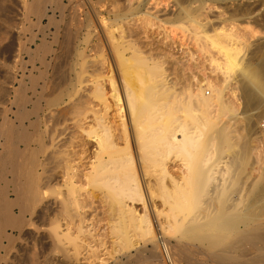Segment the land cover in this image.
I'll use <instances>...</instances> for the list:
<instances>
[{
    "label": "bare ground",
    "instance_id": "obj_1",
    "mask_svg": "<svg viewBox=\"0 0 264 264\" xmlns=\"http://www.w3.org/2000/svg\"><path fill=\"white\" fill-rule=\"evenodd\" d=\"M146 2L147 0H117V4L120 5V8H118L119 12H117L118 14H116L117 16L113 21L120 25L119 30L121 32V37L119 36L118 38H121V41L119 40L120 44L118 46H113L115 42H113L114 39L112 38V34L110 35L102 25V27L100 26L99 28H102L100 32L104 37V42L108 44L110 50L108 51L112 54V58L115 62H113V64L116 65L117 68L121 67V73L119 72V68L118 76L122 74V72L124 75L123 79H119L121 76L118 78L122 80L119 81L122 82L120 87L122 89L121 95L116 91L113 80V82L109 83L110 86L112 84L113 87L111 90L112 94L105 92L104 85L99 80L104 64L102 61L96 62L98 59L86 65L88 69L84 68L83 74L88 73L84 72L90 69V73H88L90 77L87 76L89 78L86 77L87 79H82L85 76L81 75L82 78L80 76L78 87L75 88L72 95H67L66 92L68 91V87H66V89L65 87H61L64 90L60 91L58 97H56V99L54 98V100H45L46 103L44 106H41L39 103L45 96V81L42 86H39L40 92L38 93L37 79L36 81L33 79L31 82V91L37 99L35 102L30 101L28 96L27 98L25 97V89L21 87L19 90L13 91L16 94L14 95L13 101L10 99L12 102H10L8 98L11 93L10 88H7V90L5 89L3 94L0 95V97H3V95L7 96V101L10 102V108L7 109V112H4V114L7 113V118L4 117V120L7 119V122L10 120L9 113L11 112L12 105L17 107V114L20 116L18 122L19 127L17 125L18 128H16V130L14 129L16 125L15 127L8 125L10 122L7 124V130H3V128L0 127V129H2L0 130V139L5 136L7 144L11 148L14 156L17 155L18 157L19 154L36 155V162L33 160L32 162H34V167L36 169V171L34 170L33 176L37 180L36 194L31 193V187L27 190L29 194H27L25 199L26 202L28 201L29 209L23 201L25 193H23L22 190L24 189L25 191L28 185L25 187L23 186L22 189L19 187L24 182L25 185L27 179L30 177H26V181L19 183L25 175H20L19 173L22 172H18L17 168L19 166L17 165L18 167H16L15 165L17 163V157L14 161L16 163L6 160L8 156L6 159L5 157L0 158V252L6 253V251H9L8 248L13 242L14 233L25 235L23 234L24 225L26 220H29L25 219V215L29 213L31 217L34 210L37 208V213L35 215L37 216V222L39 224V229L37 228L39 231L38 236L41 238L44 245H48V252L45 248L42 252L43 255H41L42 263L52 264L54 261L57 260L58 263V260H60V263L63 264H79L80 261L77 260L79 257L76 258L79 253L76 248H74L76 247V241L72 238L73 240L71 243H75L73 249L78 253L74 256L72 253L76 254L75 251L70 253L71 249L69 250V246H67L63 240L65 237L69 236L70 226L73 225L72 222L68 223L65 218L66 216L73 215L71 210L73 208L76 210L83 201L99 198V195L95 196L93 193L86 191V188L88 189V186L92 185L91 187L100 189V200H108L110 203H113V205L110 204L109 215L111 216L113 227L119 229L120 236L117 238L121 241H128L129 230H138L142 235L151 236L150 240H147L149 239L148 237H146L147 239L145 238V240L151 243L152 246L153 243L156 244L155 246L157 247L159 246L158 243H160L159 238H161L158 234L165 237V235H169L171 231L177 229L182 235L194 234L192 237H196L197 235L195 234H199V236L202 235L200 238H198V236L196 237L199 240L196 242L197 246L207 249L214 264H261L259 263V259L262 257L264 261V255L261 257V247L264 245L262 244L264 242V183L262 182L263 184L259 186H253L252 184L251 187L247 189L245 187L243 195L240 191L241 187L240 190H238L239 186L236 184L239 182L236 183L238 178L235 173V166L238 164L237 159L233 155L225 160L226 157L224 156L225 148L231 146H228L227 141L228 134L226 130L228 128H224L226 132L222 128L217 132L218 142L215 147L217 158L213 165L211 164L212 166H209V160H211V158L204 153V150L206 146H210V143L208 139H201L203 132L208 130V126L211 127L213 125L211 123L212 121L208 119V107L210 106L209 97L202 93L201 97H199L198 94L196 95V101L193 104L187 103L188 105L186 106L189 107L186 108L185 106L183 108V103H181L184 112V121H182L184 118L180 120L181 116L178 115L179 118L177 117L179 113L174 111V114H172L171 111L174 109L171 110L168 108L170 102L176 103L175 100H177L178 94L169 85L166 70L163 69L161 64L162 67L156 62H148L149 59L139 56L140 53L133 47L131 42L135 39L134 37L131 40L133 36L136 34V37H138V35L140 36L139 33L141 32L138 31L139 33H136V30H138L136 28L145 29L153 27L160 19L154 16L155 14L153 15L150 11L145 10ZM38 6V2H35L32 7L36 16H46V12L44 10H39L37 8ZM92 10L96 15V22L100 25L99 19L97 18V9L93 7ZM196 22H191L192 24L188 27L187 31L191 32V34L193 33L192 35L197 38L204 30L201 31L203 26L200 27ZM243 30H246L252 39L257 38L260 34V32L250 27L248 22ZM105 31L109 35V40ZM206 36L209 40L208 42H210V46H214L223 56L222 61L224 62H222V68L224 70L221 69L219 71L222 72L223 70L225 74H229L233 68L239 66L237 60L239 49L233 45L236 37L232 32L226 33L220 28L218 32H212L211 35ZM110 38L113 40H110ZM117 40L118 39H116V44L119 42H117ZM85 44L87 43L85 42ZM93 44L96 43L94 42ZM46 45L39 44L35 47V51L32 49L33 53L26 51L25 53L29 59L27 61L33 63L32 59H38L40 66H49V60L51 59L45 61L44 58L46 57L41 56L44 52L49 55L48 49H45L47 47ZM92 46L96 48L94 45ZM95 46L99 47V44ZM46 51L48 53H46ZM128 51L130 56L124 57V52L127 53ZM161 51L165 52L163 49ZM114 52H116V58L113 56ZM262 57L259 62L260 64L257 67L255 66L253 70L239 69V77H241L243 81L241 90H243L244 93L242 92V94H244L247 100V102H245L256 109L260 107V102L264 100V56ZM13 58L14 57H12V60ZM14 59H16V56ZM130 59L134 60L135 65L130 66L128 64V60ZM13 61L17 62L16 60ZM27 61L25 63H27ZM45 62H48V65ZM84 65L85 63L82 66ZM139 68H143L144 71H146L145 76H143L146 77V79L140 77ZM7 72V74L10 75L8 70ZM21 72H23V70ZM40 72L39 70V80L43 78V76L41 78L40 74L42 73ZM11 73L13 74L12 71ZM44 73L46 74L45 70ZM29 75L30 74H28V77ZM21 76L23 80L25 75L21 74ZM12 80L10 79L11 83ZM195 83V88L200 90L202 88L200 85L201 83L199 81H195ZM138 84H143V86L139 88L141 90H139L138 93H135L133 88ZM205 85L208 90L212 89L214 86L212 82L208 80L205 81ZM190 86L187 91H190L191 94L192 88H190ZM26 90L29 89L26 88ZM107 94H110V97H108ZM260 99L262 100L260 101ZM29 103L31 104V109L27 110L25 106ZM221 107H223V105ZM224 107V110H226V105H224ZM199 108H202V110ZM169 110L171 111L169 112ZM205 110L207 111L204 112ZM73 112L74 115L78 117L82 114L80 115L83 116L81 117L82 119L79 120L75 116L78 120H71L68 115L70 113V115H72ZM17 114L16 117L18 118L19 116H17ZM42 117H44L43 119H45V121ZM45 122H48V124L51 123L50 127L46 125ZM78 138L83 141L81 150H78L79 152L75 151L76 149L74 150L75 141ZM3 142L2 144H4ZM212 145L213 144H211V146ZM171 155H174L176 158H183V166L186 169V175L195 176V178H193L194 180L189 178L187 183L191 188L200 187L197 193L207 192V182L210 179L215 180L216 183L213 186V190L208 193L209 197L205 201L198 203L194 202L192 199H188L191 193L186 192V189L181 183V179L183 180L185 177H180V179L177 180L168 165V159ZM14 158L15 157H13V159ZM24 163H26V161L23 162V164ZM18 164L20 163L18 162ZM195 164L198 165L197 168H195ZM231 169L233 170L232 172ZM24 173L27 172L25 171ZM155 173L157 175H154ZM226 175H229V177H226ZM33 176L32 179L34 178ZM35 178L32 182L35 181ZM152 185L157 186L158 190L161 192V197L169 205L168 213L165 215V219L167 220L166 224H163V222H160L156 218L154 224H150L145 213L144 215L137 214L135 201H141L142 205L145 207L141 191L143 188L148 198L154 196L151 190ZM235 186L238 187L236 188ZM10 192L14 194V199L12 200L10 199ZM193 194L195 193L193 192ZM35 195L34 208L31 207V203ZM15 210H17V212ZM159 212L160 214L162 213V211L153 212L154 216L155 213L158 214ZM78 224V230L81 231L82 220H79ZM29 228H32V225ZM124 230H128V233H125ZM162 239L160 241H162ZM193 240L194 242L195 240L197 241V239H191V241ZM4 242H6L7 245L4 246ZM178 244H180V246L195 245L193 242L184 243L182 241H179ZM161 246L163 248L162 253H164V260L169 259V251L166 243L162 242ZM150 250L149 252H151ZM81 254L82 253H80V255ZM56 256L58 259H55ZM1 260L2 257L0 256V262Z\"/></svg>",
    "mask_w": 264,
    "mask_h": 264
},
{
    "label": "rangeland",
    "instance_id": "obj_2",
    "mask_svg": "<svg viewBox=\"0 0 264 264\" xmlns=\"http://www.w3.org/2000/svg\"><path fill=\"white\" fill-rule=\"evenodd\" d=\"M35 2H38L39 6L37 8L39 10L41 11L44 10L46 12V16H42V17L36 16L34 11L32 10L33 4H35ZM93 7L97 9L96 10L98 12L97 18L99 19L100 25H98V22H96L95 19L96 15L92 10ZM118 8H120V5L117 4V0H100V1L98 0H73V1L72 0H0V92H1L0 95L3 94V91L5 89L7 90V88H10L11 93L8 98L9 101L10 99L13 101L14 95L16 94L13 91L19 90L21 87L25 89V94H26L25 97L27 98L28 96V99L30 101L35 102V100L37 101V99L31 91V82L33 81V79L34 81H36L37 79L36 83H38L37 86L38 93L40 92L39 86H42V84H44L45 81V85H46V89H45L46 92L44 91L45 99L43 98L44 100L43 99L40 100L39 103L41 106H44L46 103L45 100H52V99L54 100V98L56 99L60 91L64 90L62 89L64 87L65 89L66 87H68L67 88L68 91L66 92L67 95L69 96L72 95V92L75 90V88L78 87V81L80 79V76L81 75L85 76L84 78H82L81 76L82 79H85L87 76L90 75L88 74L90 73V69L85 70L84 73L86 72L88 73L83 74V70L84 68H86V65L90 64V62L92 61H96L97 59L98 60L96 62L102 61L104 64L103 69L101 71L102 73H100L99 80L100 82L103 83L105 92L112 94L111 90L113 87L112 84L110 86L109 83L114 81L116 91L119 92V94L120 93L122 94L121 92L122 89L120 88L122 82H119L122 80L119 79L121 78L123 79L124 77L123 72L118 76V73L119 72L121 73V67L117 68L116 65L113 64L114 60L112 58V54L109 52L110 50L108 44L104 42V37L100 32L102 28L99 29L100 26L102 25L103 28L106 29V31L110 35L112 34L113 37L112 36L111 37L114 40L112 38H110V40L112 39L113 42H115L114 44L112 43L113 46L116 45L118 46L120 44L121 38L120 39L118 38L119 36L121 37V32L119 30L120 25L117 24V22L113 21L117 16L116 14H118L117 12H119ZM145 10L150 11V13H152L153 15L155 14L154 16H156L158 19L160 18L158 21L159 23L157 22L155 26L150 28H145V29L136 28L138 29L136 30V33L141 32L139 33L140 36L138 35L139 39L138 37H136L137 36L136 34L131 38L132 40L135 37L136 40L134 39L131 42L133 44V47L136 48L137 51L140 53L139 56L149 59L148 62L153 61L159 65L161 64L163 66V69L166 70L169 85L178 94L177 100H175L177 104L176 103L174 104L173 102L169 103L168 108H170L171 110L174 109L173 111L169 110V112L171 111L172 114H174V111L176 113H179L177 114V117L178 115L181 116L180 117L181 120L184 118V114H183L184 112L182 109L184 108V106L185 108L189 107L186 106L188 105L187 103L193 104L197 99L196 95L199 94V97H201V93H202L205 96L209 97L210 106L208 107V113H209L208 119L212 121L211 123L213 125L211 127L208 126L207 128L208 130L203 132V135L204 134L205 135L204 136L202 135L201 138L202 140L208 139L209 140L208 142L210 143V146H206L204 150V153H206V155L209 158H211V160H209L210 161L209 166H212L213 163L215 162V159L217 158V151L215 149L216 144L218 142L217 132L221 130V128L223 130L224 128L226 129L228 128L226 130L227 132L225 130L224 131L228 134L227 137L228 146L229 145L231 146L225 148L224 156L226 157L225 160H227L229 156H233V155L237 159L238 164H236L235 166L236 167L235 173H236V177L238 178L236 180L237 181L236 183L239 182L236 185H238L239 187L238 186L235 187L236 188L238 187L239 188L238 190H240L241 187L240 191L242 192L243 195L245 191V187L247 189L251 187L252 184L253 186L254 185L259 186L263 184L264 183V126H263L264 100L260 99V101L261 100L262 101L260 102L261 105L258 109L251 107L249 103H246L247 100L245 99L244 94H242L243 90H241L243 81L241 77H239L240 76L239 69L243 68V69L253 70L255 66L257 67L260 64L259 62L263 58L262 56H264V0H179V1L178 0H147L145 5ZM193 21L194 22L197 21L196 23L199 24L200 27L203 26L202 27L203 29L201 28L202 29L201 31L204 30L203 33L201 32L202 34L200 33L197 38L194 35H192L193 33L191 34V32L187 31L188 27L192 24L191 22ZM247 22L250 27L260 32L257 38L252 39L250 35L247 33V31L243 30L245 29ZM220 28L222 29V31H225L226 33L232 32L234 34L236 39L233 45L234 47H237L239 49V53L237 55L239 66L233 68L229 74H225V72L223 71L224 70L222 68L223 67L222 62H224L222 61L223 56L218 52L216 48H214V46L212 45L210 46V42H208L209 40L206 36V35H211L212 32L213 33L218 32ZM106 31L105 34L107 33ZM94 33L95 35L97 33L99 34L95 36ZM108 33H107V38L109 37ZM97 38L100 40V42ZM100 38L103 40V42ZM116 39H118L117 42L120 40L118 44H116ZM85 42L87 44H85ZM94 42L96 44H93ZM37 44L38 45L43 44L47 46V47L45 46L46 47L45 49H48L49 53L47 51L46 53H48L49 55L45 54V52L43 53V55H41L42 57L44 56L46 57L44 58L45 61L51 59L49 60L50 63L49 66L47 67L40 66L38 59L37 60L32 59L33 63L31 61L30 62L27 61L29 59L25 52L30 51L31 53H33V50L35 51L36 49L35 47L38 46ZM97 44H99V47L95 46ZM92 45H94V47H96L97 49L93 48ZM165 45L168 46L166 47ZM199 46L203 47L204 49L200 48ZM161 47L163 50H165V52L161 51L162 50ZM153 48H154V52H153ZM16 51L19 54H17ZM167 52L168 53L170 52L171 54L169 53L168 55ZM115 53L116 52H114L113 54L114 57H115ZM13 54L16 56V59H14L15 56ZM22 54H24L25 56ZM11 56L14 57L13 60H16L17 62H14ZM129 56H130L129 51L127 53L124 52V57H129ZM131 60L132 59L128 60L129 62L128 64L130 66L135 65L134 60L132 61ZM26 61L27 63H25ZM45 63L47 64L48 62ZM81 63L82 65L85 63V65L82 66ZM115 68H117L118 70ZM21 69L23 70V72H21L22 71ZM43 69L45 70L46 74L44 73ZM86 69H88V67ZM221 69H223L222 72L219 71ZM7 70L9 71L10 75L7 74L8 73ZM39 70L41 71L40 73H42L40 74L41 78L43 76L41 80H39L40 79L38 75ZM11 71L13 72V74L11 73ZM143 71H144L143 68L141 69L139 68L140 77L145 76L146 71L144 72ZM21 74L25 75L23 77V80ZM28 74H30L29 77ZM13 75L14 77L16 76L15 79ZM8 77L11 80L13 79L12 83ZM109 78L111 81L109 80ZM143 79H146V77H143ZM194 79L196 82L199 81L201 83L200 85L202 88L200 90L195 88L196 83ZM206 80L212 82V85H214L212 89L208 90L206 88L205 85ZM192 84H194L195 86ZM142 86L143 84H138L137 86H134L133 88L134 92L138 93L139 90H141L139 88H142ZM189 86L190 88H192L191 94L190 91H187ZM26 88H28L29 90H26ZM206 92H209V94L206 95ZM109 95L107 94L108 97H110ZM1 97H0L1 100L0 127L3 128V130H7L6 129L7 124L10 122L8 125H12L14 127L16 125V127L14 128L16 130V128L19 127L18 122L20 118L19 114H17L18 111L17 107L12 105L11 112L9 113L10 120L7 122V119L4 120V117L7 116V113L4 114V112H7V109L10 108V102L12 101L10 102L7 101V96L3 95L4 97V98L2 97L3 99ZM95 103L98 104L97 102ZM171 103L173 104L170 105ZM181 103H183V108ZM221 104L223 105V107H221L222 106ZM30 105H31L30 103L27 104L25 108L27 110H30L31 109ZM224 105H226V110H224L225 109ZM199 109L202 110V108ZM206 111L207 110H205L204 112ZM16 114L17 116H19L18 118L16 117ZM70 114L68 115V117H70L71 120L73 119L75 121H77L78 119L80 120L82 119L81 117H83L80 116L82 114H80L79 117L74 115V112L72 113V115ZM43 118L44 117H42V119ZM43 120L45 121V119ZM184 120L185 118L182 121ZM45 124L49 125V127L51 125V123L48 124V122H45ZM4 139L5 136L4 138L0 139V144L3 147L2 148L0 145L1 147L0 158L5 157L6 159V157L8 156L6 160H10L14 162L17 155L14 156V154L11 151V148L7 144V140ZM80 140L81 139L78 138L75 141L74 150L76 149L75 151L77 152H79L78 150H81L82 148L83 141ZM2 142L4 144H2ZM211 144L213 145L211 146ZM1 150L3 151L7 150V151H4L3 153V151ZM13 157L15 158L13 159ZM32 160L36 162L35 154L33 155L19 154L16 160L17 163L14 162L16 163L15 164L16 167L19 166L17 168L18 172H22L19 174L25 175V177L21 179L19 183L21 182L23 183V181H26L25 180L26 177L27 178L30 177L27 179V181L29 179H32L34 170L36 171L34 167V162H32ZM25 161L26 163L23 164V162ZM18 162L20 164H18ZM183 164H184L183 158L181 157L176 158L174 155H171L168 159V165L170 166L172 174L177 178V180L180 179V177L181 178L183 176L185 177V179L183 180L181 179V183L183 184V187L186 189V192L191 193V195L188 196V199L190 200L192 199L194 202L202 203L209 197L208 193L213 190V186L215 185L216 182L214 179H210L207 182V187H206L207 192L197 193L200 187L191 188L187 183L189 178H192V180H194L193 178H195V176L186 175V171H185L186 169L183 166ZM197 164H195V168L198 167ZM21 167H23L24 169ZM25 171L27 173H24ZM232 171L233 170L231 169V172ZM154 175L157 174L155 173ZM226 177H229V175H226ZM33 179L28 182L26 181L25 185L24 182L23 184H21L22 187L21 185L19 187L20 189H22L23 186L25 187L28 185L25 188L26 189L25 191L24 189H22L23 193H25L23 196L24 199L23 201L27 206L29 204L28 201L26 202L25 198L27 194H29L27 192L28 188L30 187L32 188L31 189L32 194H36L35 192L37 191L36 189L37 180L35 178L36 182L35 181L32 182ZM91 186H88V189L86 188V191L89 193H93L95 196L99 195L100 198V192H101L100 189L93 188ZM151 190L153 191L154 196L148 198L145 195L144 190L142 188L141 195L143 197V203L145 207L142 205L141 201H135L137 214L144 215L145 213L146 218L148 219L150 224H154L155 218L160 222H163V224H166L167 220L165 219V215L168 213L169 205L161 197L160 195L161 192L158 190L157 186L152 185ZM193 192L195 194H193ZM11 193L12 192H10L9 195L11 196L10 199L12 200L14 199V194ZM35 197L36 195L33 196L32 198L31 207L35 206L34 205ZM99 198L83 201L82 204H79V207L76 210H74V208L71 210V213L73 215L66 216L65 218L68 223L72 222L73 225L70 226L69 236L65 237L63 240L64 243L67 246H69V250L71 249L70 253L75 251V249H73L75 243L73 242L74 244H72L71 242L73 239L76 241V247L74 248H76L79 254L76 253L77 251H75L76 254L74 253L72 254L74 256H76L77 254L79 255L76 256V258L79 257L77 259L78 261H80L79 264L82 263L83 264H209V262L210 264L211 263L214 264L211 255L207 252V249L205 248L206 249L205 250L204 248L202 247L200 248L197 246L196 242L199 241L198 238L202 236L201 234H200L201 236H199V234H195L198 236V238H196L197 236L192 237L194 236V234L182 235L180 231H178L177 229L173 230L175 233L171 231V233H169V235L168 234L165 235V237L158 234L161 237L159 238L160 243H158L159 244V246H157L158 248L155 246L156 244L153 243V246L156 247L155 248L152 246L151 243L147 241L150 240L151 236L150 237L145 236L144 234L143 236L138 230L137 231L129 230L130 231L128 234L129 242L127 240H126L127 243L126 241L119 240L117 238L120 236L119 229L118 228L115 229L113 227L114 225L113 222L111 221L110 218L111 216L109 215V207L110 204L113 205V203H110L108 200L102 201ZM28 208L30 209L29 206ZM154 210L162 211V213L161 214L160 212L158 214L155 213L154 216L153 213L155 212ZM15 211L17 212V210ZM36 211L37 208L34 210L33 215L31 217L29 216L30 215L29 213L28 214L26 213L25 219H29L30 222L29 220H26L25 222L24 225L25 228L23 233L25 235L18 233L13 234V242H12L13 244L11 243V245L9 246L8 248L9 251L8 252L6 251V253L0 252V256L2 257L0 264H41L43 262L41 255H43L42 252L43 249L45 248L48 252L47 249L48 245H44L43 242L41 241V238L38 236L39 231L37 230V228L39 229L38 227L39 224L37 222L38 221L37 216L35 215L37 213ZM79 220H82L81 231L78 230ZM31 225L32 228H29L31 227ZM124 232L128 233V230H124ZM146 237H148L149 239H147ZM145 238L147 240H145ZM161 239L162 241H160ZM191 239H197V241L195 240L194 242V240L191 241ZM179 241H182L184 243L193 242L195 245L180 246V244H178ZM162 242L166 243L167 249L169 251L168 252L169 259L166 260H164L165 259L163 256L164 253H162L163 251V248L161 246ZM262 244H264V242ZM3 245L5 246L7 245V243L4 242ZM261 248H262L261 250V257H262L264 255V253H262L264 252V245ZM203 249L205 250V252ZM149 250L151 252H149ZM80 253H82L81 254L82 256L80 255ZM57 256L55 257V259H58ZM262 258L259 259L260 261L259 263L264 264ZM54 262L52 264H58V263L63 264L60 263V260H58V263L57 260Z\"/></svg>",
    "mask_w": 264,
    "mask_h": 264
},
{
    "label": "built area",
    "instance_id": "obj_3",
    "mask_svg": "<svg viewBox=\"0 0 264 264\" xmlns=\"http://www.w3.org/2000/svg\"><path fill=\"white\" fill-rule=\"evenodd\" d=\"M209 93L208 92H206V95H208ZM264 126V125H263Z\"/></svg>",
    "mask_w": 264,
    "mask_h": 264
}]
</instances>
